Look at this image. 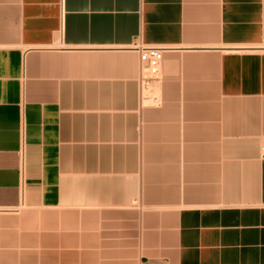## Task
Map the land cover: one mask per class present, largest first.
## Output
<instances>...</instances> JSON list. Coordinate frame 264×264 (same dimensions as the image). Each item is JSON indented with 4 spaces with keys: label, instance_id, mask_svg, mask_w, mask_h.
I'll list each match as a JSON object with an SVG mask.
<instances>
[{
    "label": "crops",
    "instance_id": "0c3cea01",
    "mask_svg": "<svg viewBox=\"0 0 264 264\" xmlns=\"http://www.w3.org/2000/svg\"><path fill=\"white\" fill-rule=\"evenodd\" d=\"M263 139L264 0H0V264H264Z\"/></svg>",
    "mask_w": 264,
    "mask_h": 264
},
{
    "label": "built area",
    "instance_id": "2783aa9c",
    "mask_svg": "<svg viewBox=\"0 0 264 264\" xmlns=\"http://www.w3.org/2000/svg\"><path fill=\"white\" fill-rule=\"evenodd\" d=\"M140 61V85L145 88L158 80L164 60V51L156 47L139 45L135 49ZM261 157L264 158V139L261 144Z\"/></svg>",
    "mask_w": 264,
    "mask_h": 264
}]
</instances>
